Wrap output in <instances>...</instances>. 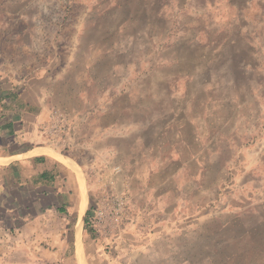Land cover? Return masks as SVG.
<instances>
[{"label": "crops", "instance_id": "0c3cea01", "mask_svg": "<svg viewBox=\"0 0 264 264\" xmlns=\"http://www.w3.org/2000/svg\"><path fill=\"white\" fill-rule=\"evenodd\" d=\"M33 1L0 0V20L13 17L11 27L6 22L4 28V34L13 40L3 36L0 50H14L13 56L0 55V260L14 264H134L143 241L140 214L151 201L142 196L152 191L151 181L161 173L152 162L206 159L202 154L210 136L211 84L207 82L202 90L207 95L200 103L203 122L193 112L198 100L189 85L182 93L171 85L185 78L186 82L200 78L204 70L197 65L201 56L206 57L204 50L211 53L206 57L211 64L237 45V68L249 67L239 46L244 40L255 46L247 27L251 23L255 28L256 22L263 21L264 0H220V4L215 0H108L106 5L92 0L82 14L77 43L65 46L67 55L57 64L56 73L48 71L51 61L44 55V50L54 45L39 39L44 30L37 21L43 16L47 23L52 11L32 9L29 2ZM251 8L257 9L253 17L244 14ZM222 9L233 12L232 19L221 14L228 21L218 20ZM137 15L161 23L170 20L168 27L143 32L137 43L145 49L143 59L159 47L170 50L162 62L156 57L159 72L116 90L121 78L116 73L117 63L97 60L90 50L120 46L133 34L130 23ZM180 48L198 53L195 60H187ZM22 50H28V55H22ZM107 61L110 67L106 70ZM161 69L163 76L158 79ZM76 72L74 81L71 75ZM215 77L222 81L220 74ZM155 81L163 86L157 88ZM63 82H67L65 87ZM177 96L181 104L172 102ZM58 104L68 106L72 115L87 125L88 146L108 161L123 163V173L116 175L123 181L119 197L97 203L125 209V226H129L125 232L93 227L95 200L84 165L78 157L46 144L43 129L48 128L50 117L66 116L61 108L51 110ZM179 173L165 176L178 179ZM202 173L205 176L206 170ZM197 175L193 174V188L182 184L175 190L154 189L155 207L176 191L175 203L194 192Z\"/></svg>", "mask_w": 264, "mask_h": 264}, {"label": "rangeland", "instance_id": "374dc122", "mask_svg": "<svg viewBox=\"0 0 264 264\" xmlns=\"http://www.w3.org/2000/svg\"><path fill=\"white\" fill-rule=\"evenodd\" d=\"M91 1L29 2L32 9L48 8L52 11L51 16L48 15L47 23L43 16L37 17L44 30L42 37L38 35L39 39H47L54 45L52 49L44 50V55L51 61L48 71L56 73L59 67L57 64L67 55L65 46L76 45L82 32L78 29L83 21L82 14L89 10ZM215 1L220 4V0ZM107 3L108 0H101V5ZM256 12V8L244 10V14L251 17ZM221 14L230 16V19L234 15L233 12L222 9L219 16H216L221 22L228 21L227 18L220 16ZM122 19L128 20L124 17ZM40 20L42 22H39ZM132 20L130 28L133 34L121 41L120 46L90 50L97 60L107 58L108 61L113 60L117 63H113V66L117 65L116 73L121 78L117 82L116 90L128 87L131 82L134 83L150 72H159V61L155 59L160 57L162 62V58L170 50L164 46L159 47L148 59H143L145 49L137 45L142 39L143 32L168 27L170 20L161 23L158 20L153 21L151 17L140 15L134 16ZM261 20H263L261 23L256 22V29L251 23L250 27H247L251 31V40L255 46L247 40L241 42L239 46L241 56L250 62L249 67L245 66L244 70L237 68L239 66L235 64L238 56L237 45L234 46L235 49L232 47L227 49L223 57L216 58L211 64L208 62L209 59H206L211 53L204 50L206 57L201 56L197 65L199 70H204L200 78L189 82H186L188 78H185L171 85L181 93L184 92L186 85H189L198 100V106L193 112L198 120L203 122L200 116L202 111L200 103L207 95L205 96L202 90L205 89L204 84L207 82L211 84L209 90L212 100L208 112L211 123L207 129L210 136L206 139L202 154L206 159L200 162L192 160L152 162L156 171L161 173H158L159 178L154 177L151 181L154 186L152 191L142 196L143 200L151 201L147 203L148 209L141 211L140 214L142 222L140 225L143 226L140 235L143 241L134 264H264V16ZM6 22H9L11 27L13 17L6 16L0 20V41L4 40L3 36L10 41L13 40L12 37L8 38L9 34H4ZM156 26L158 27L155 28ZM111 36L108 33L110 40ZM200 36L205 38L203 33ZM249 46L254 47V50L249 49ZM13 51L1 49L0 55L3 58L13 56ZM180 51L185 54L187 60L191 58L194 61L198 54L186 48H180ZM207 52L210 55H207ZM23 54L28 55V50H22ZM108 61L105 65L106 70L110 67ZM252 64L255 65L253 69ZM164 71L166 73L169 70ZM162 72L161 69L158 79L162 78ZM78 74L79 72H76L71 75L74 81H77L75 76ZM218 74L222 81L215 77ZM155 82L159 83L157 88L163 86L161 81ZM66 83L63 82L64 87ZM178 98L180 97L177 96L172 102L181 104ZM54 108H61L66 112V116L50 117L47 126L49 133L43 129L46 144L58 152L76 156L81 160L86 181L95 200L94 204L102 199L116 201L123 187L122 179L116 175L123 173V163L108 161L98 154L99 151L95 152L93 147L87 145L91 139L87 135L88 127L84 122L82 124L76 115H72L68 106L58 104L51 110ZM149 135L154 136L153 133ZM177 170L180 172L178 179L165 176V173L173 174ZM204 170L205 176L202 173ZM196 172L197 188L194 192L191 191L187 196L185 194L183 199L180 198L175 203V197L178 195L176 191L175 196L171 195L172 198L165 199L164 202H160V207H155L154 189L163 190L171 187L175 190L182 184L193 188L195 186L193 174ZM119 211L124 214L125 209ZM125 222L126 219H123L117 232L126 231L129 226H125ZM0 264L14 263L0 260Z\"/></svg>", "mask_w": 264, "mask_h": 264}, {"label": "built area", "instance_id": "2783aa9c", "mask_svg": "<svg viewBox=\"0 0 264 264\" xmlns=\"http://www.w3.org/2000/svg\"><path fill=\"white\" fill-rule=\"evenodd\" d=\"M50 130L46 129V132L49 133ZM121 210V206L118 204H108L106 205H99L98 203L92 205V217H91V224L93 227L100 226L105 231H117V228L121 227V223L124 219V214L119 211ZM125 213V211H124ZM109 219L107 222L106 219ZM120 226V227H119Z\"/></svg>", "mask_w": 264, "mask_h": 264}, {"label": "trees", "instance_id": "16d2710c", "mask_svg": "<svg viewBox=\"0 0 264 264\" xmlns=\"http://www.w3.org/2000/svg\"><path fill=\"white\" fill-rule=\"evenodd\" d=\"M91 229V230H90ZM90 232L93 234V229L92 228H89Z\"/></svg>", "mask_w": 264, "mask_h": 264}]
</instances>
